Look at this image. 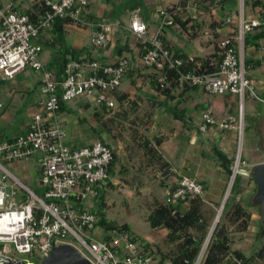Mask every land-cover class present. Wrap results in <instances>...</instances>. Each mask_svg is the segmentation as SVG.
I'll return each mask as SVG.
<instances>
[{"label": "built area", "instance_id": "1", "mask_svg": "<svg viewBox=\"0 0 264 264\" xmlns=\"http://www.w3.org/2000/svg\"><path fill=\"white\" fill-rule=\"evenodd\" d=\"M251 8L246 16V0H238L236 15L227 16L224 23L232 28L217 41L222 58L215 72H206L202 61L175 57L170 46L161 39L164 27L180 29L176 21L196 22L204 14L222 11L217 0H182L159 11L160 26L150 35L147 24L137 15L129 30L147 49L141 55L144 66L153 68L160 92L169 86V72H174L173 91L187 87L202 89L209 95H235L239 102L237 116L221 121L212 109L202 114L199 129L207 133L212 127L236 131L238 151L235 152L228 197L237 175L250 174L242 150L244 147V106L248 98L261 100L256 84L247 76L245 38L264 23V6ZM40 6L35 19L21 12L13 3L0 0V73L13 79L27 68L42 74L37 99L39 112L31 120L27 133L11 140L0 141V264H38L49 257L54 247L72 245L90 264H162L155 247L134 241L135 235L126 230H112L102 239L93 236L98 224V204L114 177L110 172L114 150L97 140L74 148L65 143V124L61 118L63 105L82 97H93L108 109L117 107L115 94L132 69L128 56L104 63L90 58L70 59L56 77L41 61V47L34 40L43 30L53 27L57 19L70 20L75 25L90 27L91 46L107 49L113 25L84 22L91 0H35ZM224 11V10H223ZM193 65V66H191ZM237 154V155H236ZM37 156L39 186L42 195L22 182L2 162L27 161ZM118 185V184H117ZM204 185L194 178L182 176L165 199L167 203L187 202L201 196ZM242 197L237 196V201ZM206 242L194 264H201ZM170 264V263H168Z\"/></svg>", "mask_w": 264, "mask_h": 264}, {"label": "crops", "instance_id": "2", "mask_svg": "<svg viewBox=\"0 0 264 264\" xmlns=\"http://www.w3.org/2000/svg\"><path fill=\"white\" fill-rule=\"evenodd\" d=\"M112 1L113 0H91L88 10L83 16L84 22L113 25L110 46L107 49L97 48V51L96 48L91 46L90 42L80 41L78 38L80 35L90 36V27L88 25H75L70 20H61L56 22L52 28L43 30L34 40V44L40 46L42 49L40 54L41 61L48 70L54 72L56 77L58 76L59 78L65 64V59H71L70 55L63 57L62 51L66 53L67 48L78 52L79 58H92L104 63L114 62L119 57L128 56L132 60V69L127 78L122 82L118 92L115 94L117 99V107L115 109L118 108L116 114L118 112L120 114L127 113L126 116L124 115L125 117L123 116L120 118L132 116V118L137 119L138 121L134 123L135 126L139 125L140 127H144V124L147 123L146 129L148 130V135L151 138L157 136L162 139L163 142L161 146L156 148L163 160L169 163L172 174H174L172 175L171 186L168 191L172 186L176 185L177 181L182 176H189L201 183L203 182L205 186L204 194H206L208 201L216 198L218 199L216 202L220 204L223 201L221 195L223 191L221 190L227 177L222 171L218 160L213 155V148L217 147L225 151L229 156H234L237 148V133L236 131L220 130L217 127H212L207 133H203L200 131L199 126L201 124L202 114L207 109H212L215 118L219 121L230 116H237L239 112L237 96L231 94L209 95L202 89L190 87L179 92L172 91L170 97L164 93H159L152 83L155 71L153 68L143 65L140 51L142 44L129 30L131 19L135 15L131 16L130 21L126 23L120 14H116L115 6L113 7L111 3ZM170 1H173L171 5L176 2V0ZM251 1L252 0H248V18L251 17V8L254 6ZM8 3H13L21 12L26 14L33 12L36 17L39 14V9L37 8L39 4L37 2L32 3L29 8L25 7L24 9L23 6L17 5L13 1ZM237 6L238 0H229L226 7L223 9L224 11L222 10L215 14L204 7V14L200 16L198 21L193 23L195 26L197 25L194 27L195 29L191 30V24H189L187 30L182 27L180 29L166 27L162 35L171 48L181 51L182 54H186L188 59L194 60L198 58L202 60L216 52L217 41L222 35L231 33L232 28L227 26L224 20L227 16H230V14L231 16L236 15ZM134 7L135 9H132V11L137 12L139 10V5H134ZM161 9L160 7L152 9V12L145 17L146 19L140 17L147 24L150 35L155 34L159 29L160 18L158 11ZM125 10H128V7H126ZM206 20H208L211 25L209 26L211 32H208L209 41L204 49V54L198 56L188 55L176 41V34H184L186 37L191 35V33H193L195 37H197L198 34L203 35L201 29H206L204 28ZM152 24H157L155 25L156 29L154 31L151 29ZM59 29L62 31H59ZM71 31H73V33ZM71 34H73V36L70 44L69 38ZM252 34L254 35L255 31L252 32ZM64 44L67 46H64ZM119 50L121 51L119 52ZM245 60L247 62L260 61V66L255 68L249 66L247 69V76L256 84V91L261 99L254 100L250 98L251 102L247 113L246 101L244 106L245 128H247L249 132L246 156H244V159L247 161L249 167L257 166L256 164L264 162V39L258 41L257 45L255 43L246 46ZM31 70L36 74L34 75ZM21 75H24V78L20 82V92L27 93L32 89H35V91L39 89L42 78L40 71L27 68L13 79L8 80H14ZM4 78L5 77L0 73V99L3 94H6L9 96L10 101L7 103L0 100V141L13 139L27 133L33 116L39 112L37 95L32 103L24 110L25 116L17 121L19 113L23 110L24 105L20 102L21 99L16 97L15 92L4 84ZM22 87L25 89L23 88L24 90H22ZM102 107L103 106L97 103L93 97H82L63 105L61 118L65 126L68 124V121L74 126V133L71 131L68 132L67 127H65V143L68 146L74 148L84 147L97 140L87 141L82 131V135H79L81 134L78 131V125L80 123L73 119V117L66 115V112L74 114V111L77 112L78 110L83 117L80 118L81 122L86 121L87 118L96 119L99 113L98 110L102 109ZM112 111H114V109ZM141 132L143 131H140V133ZM118 146L116 148L111 146L118 158L116 164L119 162L123 163V156L125 155L121 154V147L118 149ZM143 156V159L146 158L145 160L150 162V156L146 157L145 153ZM126 160L129 161L128 157ZM254 161L255 163H252ZM17 162L21 164L24 163L16 161L11 164L15 165L14 163ZM210 166L212 168L216 167V171L214 172L211 170L212 168ZM24 174L27 178L30 177L25 172ZM204 176L206 179H210L209 183L205 181L206 179H203ZM211 184L213 185L212 189H210ZM220 191L221 194H218ZM203 197L205 196L203 195Z\"/></svg>", "mask_w": 264, "mask_h": 264}, {"label": "rangeland", "instance_id": "3", "mask_svg": "<svg viewBox=\"0 0 264 264\" xmlns=\"http://www.w3.org/2000/svg\"><path fill=\"white\" fill-rule=\"evenodd\" d=\"M10 1H13L17 5L23 6V9L25 7L29 8L32 3L35 2V0H3L2 3L7 4ZM172 2L170 0H113L111 3L113 7L115 6L116 14H120L122 19L126 23H128L131 16L133 15L145 18L152 12V9H157L159 7L160 9L167 8V6L171 5ZM246 3V16L248 17V0H246ZM134 5H139V10L137 12L132 11ZM126 7H128V10H125ZM230 17L233 16H231L230 14ZM155 25L157 24L151 25L152 31L156 29ZM204 25V28L206 29H201L203 35L198 34L197 37H195V35H189L186 37L184 36V34H176V41L178 42L179 46L183 48V51L188 53V55L198 56L204 54V49L209 41L208 32H211V30L209 29V26L211 25L208 20L205 21ZM71 32L73 33V31ZM72 36L73 34H71L69 38L70 44ZM78 38L80 39V41L90 42L91 44V37L89 35H80ZM96 50L98 51L97 48ZM31 72L34 74V71L31 70ZM23 78L24 75L18 76L14 80H8L4 78V84L8 86L10 90L15 92L16 97H19L21 99L20 102L22 103V105H24L23 110L19 113L17 121L25 116L24 110L26 109V107L32 103L33 99L37 95H40L39 89L37 91H35V89H32L27 93L20 92L19 86ZM23 88L24 87H22L21 89L24 90L25 88ZM0 100L8 103L10 101V98L6 94H3ZM250 100L251 99L247 97L246 113L248 112L250 107ZM117 109H114V111L108 113L104 112L103 109H100L98 110L99 116H97L96 119L87 118L86 121L81 122L80 118L83 117L78 110L77 112L74 111V114L71 113L72 115L66 112V115L73 117V119L80 123L78 125V131L80 133L81 131L83 132V136L87 138V141L106 140L114 148H116L119 144L118 149L121 147V154H125L123 156V163L119 162L118 164H116V175L113 179L115 186L106 190L104 195L105 207L102 211L105 213L107 220L119 225H129L131 231L137 237V242L152 243L155 249L158 250L161 254L170 257L177 251V248L174 244H170L168 242L166 238L168 231L165 229H152L148 221V217L153 205L157 201L165 200L169 195L168 189L171 186L172 176H165L164 171L160 168L161 164L159 162L154 161L149 163V161L145 160L146 158L143 159L144 153L147 152L145 151L144 142L147 138L150 137L148 135V130L146 129L147 123L144 124V127H140L139 125L135 126L134 123H136V121L138 120L132 118V116H127L126 118H117ZM65 127H67L68 132L71 131L72 133H74V126L70 124V121H68V124H66ZM140 131L143 132L140 133ZM79 135H82V133ZM248 137L249 132L247 128H245L244 147L242 150L243 156H246ZM153 138L150 137V139ZM236 151H238V146L236 148ZM127 157L129 161L126 160ZM149 160H151V157ZM22 162L24 163L21 164L17 162L14 163L15 165L6 162L2 163L20 180H22L24 184L34 190L38 195H42V190L39 186L40 175L36 162V156H33L31 159ZM252 163H255V161ZM254 167L255 166L248 167L247 165L246 169L252 171ZM216 169L217 168L214 167L211 170L215 172ZM24 172L30 177L27 178ZM225 175L227 177V180L221 190L223 191V193L221 194V191L218 193L222 195L223 201L227 194L230 183V177L226 173ZM203 179H206V177L204 176ZM209 180L210 179H206L205 181L209 183ZM212 186L213 185L211 184L210 189H212ZM256 187L257 184L252 180L251 173L247 174V176H239L236 189H239L240 195L242 197V205L247 209V211L251 212L252 217L250 220L249 229L245 233L235 232V227H233L232 225H229V227H227L229 228L228 232L233 241V249L243 252L248 257L254 256L255 253H257L264 247V236H259V232L263 227L262 211L261 207L256 205L253 201L257 193L255 192ZM204 196L205 197H203V201L205 205L203 206V210L205 213V217L207 218L209 224L213 225L223 201L219 204L218 202H216L218 199L213 198L208 201L206 194H204ZM91 208L93 212L97 213L100 207L97 202H94ZM106 235L107 234L105 232V229L102 227L96 226L93 230V236L98 240H102ZM254 264H264V260H258Z\"/></svg>", "mask_w": 264, "mask_h": 264}, {"label": "trees", "instance_id": "4", "mask_svg": "<svg viewBox=\"0 0 264 264\" xmlns=\"http://www.w3.org/2000/svg\"><path fill=\"white\" fill-rule=\"evenodd\" d=\"M212 3L215 4L217 0H211ZM188 0H182V3L187 4ZM229 0H221L219 3L222 5V8H225ZM255 5H263L264 0H255ZM37 8L40 9V6L37 5ZM132 9H135L133 7ZM32 19L36 18V15L32 12L29 13ZM61 21V19H57L56 22ZM176 21L180 25V27L187 30V28L191 27L195 29L196 27L192 22V20H181L180 16H176ZM55 22V23H56ZM166 27L163 28V30ZM172 28V27H168ZM59 31H62L59 29ZM193 35V33H191ZM165 37L161 35V39L167 44L164 39ZM62 39V38H60ZM264 39V23L255 29V34L248 33L245 38V47L248 44H255L257 42ZM64 46H67L64 44ZM170 49L173 51L175 57H179L182 59H188L186 54H182L181 51L175 50L174 48ZM144 45H141L140 51L141 55L146 51ZM121 50H119L120 52ZM63 57L67 55L71 56V59H78V52L67 48L66 53L62 51ZM222 58V52L217 47L216 52L208 56L204 59H194L195 61H202V68L206 72H215L218 69L219 63ZM65 59V58H64ZM70 59H65V64L69 62ZM193 66V65H191ZM251 66L253 68L260 66V61H246V68ZM176 78L174 72H169V86L167 90L163 93L168 97L171 96V92L175 87L176 83L174 79ZM157 91L160 92V87L157 84L156 75L154 74L153 82H152ZM63 109V108H62ZM103 111L108 113L113 109H108L107 107H102ZM127 113L120 114L119 112L116 114L118 118L126 116ZM99 116V113L97 114ZM124 116V117H125ZM11 140V139H9ZM155 140V141H154ZM104 144H107L111 147V145L106 140H99ZM162 139L159 137H155L153 139L147 138L144 142L145 154L151 157L150 162H159L161 164L160 168L164 171L165 176L174 175L172 174V170L169 166V163L164 161L162 156L160 155L158 149L156 147L161 146ZM114 150V149H113ZM213 155L218 160L221 169L224 173H226L229 177L232 175L233 164L235 161V155L229 156L225 151L214 147ZM117 155L114 151V160L110 167V172L113 177L116 175V162ZM149 162V163H150ZM241 175H237L234 181L231 195L227 200L222 215L220 217L219 223L217 224L214 233L207 245L203 260L201 264H254L258 260H264V247L260 249L257 253L252 257L246 256L243 252L234 250L232 247V239L229 235L227 227L232 225L235 227V232L245 233L249 229L250 220L252 214L250 211L242 205L241 200L237 201V196L240 195L239 189L237 188L238 178ZM252 178V177H251ZM254 181V179L252 178ZM256 183V182H255ZM203 184V182H202ZM114 187L113 183L109 184V188ZM174 186L169 190V192L173 191ZM205 189V186H204ZM255 192H257V187L255 188ZM241 196V195H240ZM233 198V199H232ZM105 196L101 198L99 201V217L100 220L96 226L102 227L105 229L106 234L112 230H126L128 232H132L129 225L123 224L119 225L114 222H110L107 220L105 213L102 211L105 207ZM205 205L203 201V197L198 196L191 199H188L187 202H177V203H167L166 200L157 201L153 207L151 208L148 221L154 230H167V240L170 244H174L177 248V251L170 257L164 256L157 250V255L160 257L162 264H194L199 257L205 243L207 242L209 233L212 228V224H209L207 218L205 217V213L203 210V206ZM262 229L259 232V236L262 234ZM133 233V232H132ZM134 234V233H133ZM135 235V234H134ZM134 241H137V237L135 235ZM145 248L148 249L150 247H154L152 243H145ZM43 263V262H42ZM41 262L38 264H42Z\"/></svg>", "mask_w": 264, "mask_h": 264}, {"label": "water", "instance_id": "5", "mask_svg": "<svg viewBox=\"0 0 264 264\" xmlns=\"http://www.w3.org/2000/svg\"><path fill=\"white\" fill-rule=\"evenodd\" d=\"M251 177L254 179V181L257 184V193L254 197V203L261 207L262 211V234L261 236H264V162L258 164L253 168L251 171ZM230 188V186H229ZM228 188V191H229ZM228 199V192L225 196V199L220 207V210L217 213V216L215 218V221L212 225L211 231L209 233L207 243H209L214 230L219 223L220 217L222 215V212L224 210L225 204ZM42 264H90L89 261L80 253L79 250H77L72 245H61L54 247L53 251L49 255L48 258H46Z\"/></svg>", "mask_w": 264, "mask_h": 264}]
</instances>
